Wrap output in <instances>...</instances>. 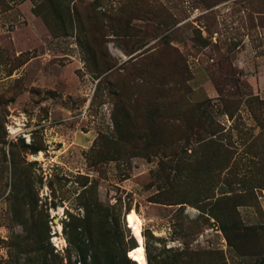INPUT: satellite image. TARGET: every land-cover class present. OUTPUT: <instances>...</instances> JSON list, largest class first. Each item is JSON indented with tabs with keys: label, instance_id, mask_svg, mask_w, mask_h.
Returning <instances> with one entry per match:
<instances>
[{
	"label": "rangeland",
	"instance_id": "rangeland-1",
	"mask_svg": "<svg viewBox=\"0 0 264 264\" xmlns=\"http://www.w3.org/2000/svg\"><path fill=\"white\" fill-rule=\"evenodd\" d=\"M202 103L226 158L186 129ZM72 242L264 264V0H0V264Z\"/></svg>",
	"mask_w": 264,
	"mask_h": 264
},
{
	"label": "trees",
	"instance_id": "trees-1",
	"mask_svg": "<svg viewBox=\"0 0 264 264\" xmlns=\"http://www.w3.org/2000/svg\"><path fill=\"white\" fill-rule=\"evenodd\" d=\"M67 1L69 2L71 0H67ZM49 9H53V8L50 7ZM69 11H70V6L66 7L64 12H66L67 14ZM52 12L62 22L66 18L65 16L61 14L62 12L60 10L53 9ZM67 15H69V13ZM207 105L208 104H204V103L197 104L193 107L194 109H191L189 111L190 114L187 120L188 124L186 125V129L189 130V132L191 131L192 134L195 135L194 137L195 141L203 143L204 146L207 145L212 150H215L216 148L217 149L220 148L223 151V154L225 155V157L223 155V157L221 158H226L227 154L230 153V149L227 146V144L222 145L221 143L215 141L213 137H211L212 135H214L213 125H215V121L213 120V117L210 115L209 110H206ZM187 136L188 135H185V137ZM152 201H156V200H152ZM129 239H131L132 244L129 245L128 250L132 249L135 246L133 242L134 241L133 238L129 237ZM72 243L76 250V257H75L74 264L76 262H78L79 264H99L95 255H92V254L89 255V258L87 260L86 254L81 251L80 247L74 242ZM128 250L122 251L120 253L119 259L115 257L113 254L104 253L103 257L101 258L102 261L100 264H136L134 260L130 259L127 256L126 252L128 253ZM145 250H146V247H145ZM188 263L190 264V262ZM146 264H149L148 256L146 257Z\"/></svg>",
	"mask_w": 264,
	"mask_h": 264
}]
</instances>
